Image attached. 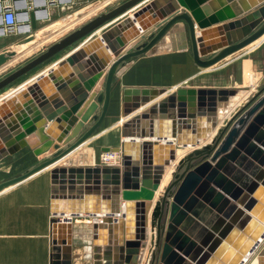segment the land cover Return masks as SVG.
Returning a JSON list of instances; mask_svg holds the SVG:
<instances>
[{
	"label": "water",
	"instance_id": "water-1",
	"mask_svg": "<svg viewBox=\"0 0 264 264\" xmlns=\"http://www.w3.org/2000/svg\"><path fill=\"white\" fill-rule=\"evenodd\" d=\"M145 1L125 0L101 12L0 75L2 91L75 46L56 69L0 103V161L25 147L36 157L22 174L0 182V193L49 169V264H72L73 219L82 215L93 219L92 264H141L144 251L147 264H242L253 256L264 264V85L255 91L178 87L153 103L167 90L127 89L122 140L118 147L101 148L118 154L119 164L55 165L101 127L118 70L150 52L170 30L186 35L200 69L264 37V0L244 11L233 6L230 14L228 8L210 13L215 0L140 5ZM29 17L34 28V15ZM6 61L0 55V66ZM60 73L64 79H57ZM49 81L59 96L42 93ZM140 93L146 103L132 109L128 102L138 106ZM243 94L244 102L231 107Z\"/></svg>",
	"mask_w": 264,
	"mask_h": 264
},
{
	"label": "crops",
	"instance_id": "crops-1",
	"mask_svg": "<svg viewBox=\"0 0 264 264\" xmlns=\"http://www.w3.org/2000/svg\"><path fill=\"white\" fill-rule=\"evenodd\" d=\"M146 1L140 5H143ZM215 1L218 6L216 10L211 11L210 13H216L217 11H222L225 8H228L227 13L230 14L235 13V7H237L238 10L248 7L251 8L252 3L256 0ZM94 4L95 0H0L1 7L11 6L12 9L15 10L18 22L17 29L14 33L4 35L1 29L2 25L0 17V55H6L7 57V61L0 66V75L4 71L11 72L24 65L40 53L44 52L48 46L73 31L71 30L73 26L80 22L79 15L84 12L88 13L90 8L91 10L93 9ZM136 9L138 8H135L134 11ZM132 12L133 10H130L124 14V16H119L116 21L112 20L114 22L104 24L96 30L94 34L83 40L80 43V46H83L95 37H98L103 31L124 17L131 15ZM30 13L34 15V28L31 26L29 17ZM93 17L95 16L88 19H81L82 21L80 25H83ZM80 25L76 26V28ZM134 28L137 29L138 25L135 24ZM27 41H29L27 47L26 45L23 46L22 44ZM262 44H264V37L252 43L247 48H244L222 60L221 62L223 63L219 62L214 67L209 69H200L193 63L186 35H183L182 37L179 35L178 31L170 30V32L166 34V36H164V38L160 40L150 52L130 60L124 67L118 70L112 85L110 108L101 127L88 142L70 153L55 165H64L66 161L70 159L73 160L72 164L74 166L94 165L92 163L94 160L93 154L95 152L93 149L86 146L89 142H92V140L97 139L100 136L102 137V134L104 133L103 129L112 128V126L117 127V135H119L120 127L124 122V119L122 118V97L124 91L127 89L174 90L178 87L254 88L256 85V77L258 76L260 80L261 74H264V70H260L257 73L258 75H256L254 56L243 62V67L246 66L248 72L245 74V83L243 78V84L241 86H217L215 84L207 85L205 82L201 81L199 77L215 69L229 66L232 62L234 63V61L244 57L250 48L257 45L260 46ZM100 46L101 49L104 47V44H101ZM74 48L75 46L68 48L63 53L57 55L50 61L28 73L20 80L0 91V103L9 97L11 93L19 91L20 89H25L40 76L56 69L59 62L65 59V57L72 50H74ZM248 63H250L249 66ZM70 71L76 78L77 76L75 73L71 69L68 72ZM68 76L69 74H67V77ZM57 79H64L61 73L58 75ZM41 90L42 93L46 94V96L52 94H57V96H59L56 86L52 81L45 84ZM68 91L69 93L75 95V92L72 89ZM167 95H169V93L163 95L160 99L153 100L150 103L160 101ZM51 106L53 107L52 104ZM21 107L23 108V105ZM8 109L11 111L9 107ZM129 117L130 115L126 117V119ZM115 137L116 135L110 138L113 139ZM30 142L36 145L35 143L37 141L35 138L32 140L30 138ZM37 143L40 145L41 142L38 141ZM103 147L107 146H101L99 150L100 153L101 148ZM83 152L85 153L84 155H82ZM81 156L83 157V160L81 159ZM35 162L36 157L34 156L32 149L25 147L16 154L1 160L0 172L3 175H10L4 178V180H7L22 174ZM50 195L49 169L43 170L29 179L0 193V264H49V220L51 217ZM99 205H103L101 204V200ZM82 219L92 221V218L86 215L73 219L72 264H75L76 259H74V257L77 256L76 252H79V256L82 257L80 258L82 261L86 264H92L87 246L89 245V242L83 240V235H88V241H90V229L89 231L85 229V232H82L81 236L79 235L83 243H79L77 241L78 244H76V240L78 239L75 234V223H78V221H81ZM75 220H77V222H75ZM86 255L88 256L85 257Z\"/></svg>",
	"mask_w": 264,
	"mask_h": 264
},
{
	"label": "rangeland",
	"instance_id": "rangeland-1",
	"mask_svg": "<svg viewBox=\"0 0 264 264\" xmlns=\"http://www.w3.org/2000/svg\"><path fill=\"white\" fill-rule=\"evenodd\" d=\"M102 1H104V0H95L94 5L101 3ZM123 1H125V0H120L118 2L112 3L111 6L109 5V7L104 8L101 12H104V11L118 5L119 3L123 2ZM101 12L96 11L94 16L99 15ZM80 23L81 22H78L75 26H73V28L71 30H74V28H76V26L80 25ZM2 39H5V38H2ZM253 56H254V62H255V67H256V75H258L257 73L260 70H264V44H262L260 46L257 45L255 47L250 48V50L247 52V54L244 57L234 61V63L232 62V64H229V66H224V68H218V69H215L209 73L203 74L201 77H199V79L201 81L205 82L207 85L208 84H215L217 86H222V85L223 86L224 85H232L235 87L241 86L243 84V78H244V83H245V78H246L245 74L248 72L246 66L243 67V62L246 61L247 59H249L250 57L252 58ZM221 63H223V62H221ZM249 65H250V63H248V66ZM255 82H256L255 87L250 88L249 89L250 91L257 89V88L261 87L262 85H264V74H261L260 80H259V77L257 76ZM172 92H173V89H168L162 95L159 94L158 97H156V99H160L161 97H163V95H166L168 93L170 94ZM137 99H139L140 102L137 103L138 106H136V107L133 104H131L130 102H128V104L130 105V107L132 109L133 108H139V107L142 108V106L146 103V102H141L143 99L141 93L137 96ZM135 112L137 113V112H139V110L135 111ZM123 121H125V119ZM103 131H104V133L102 134V137L100 136L101 138L99 137L97 139L92 140V142H89L86 146L88 148L93 149V151L95 152L93 154L94 155V158H93L94 159L93 160L94 165L95 164L101 165V163H100V156L101 155H100V151H99L101 146H107V147L118 146L120 141L122 140L121 127H120L119 135H117L118 134L117 127H114V126H112V128L110 127V128L103 129ZM114 134L116 135V137L111 139L110 137L115 136ZM84 154L85 153L83 152L82 155H84ZM87 155H88V153H87ZM81 159L83 160L82 156H81ZM80 163H82V162H80ZM8 176H10V175H8V174L3 175L0 172V181H3L4 178L8 177ZM75 222H77V220H75ZM87 222H89V221L82 219L81 221H78V223H75V225H76V228H75L76 233L75 234H76V238L78 239V240H76V244H78L77 241L79 243H83L80 236H81L82 232H85V229L88 230L89 227H87V225L89 223H87ZM76 254H77V256L74 257V259H76L75 264H86L84 261H82L80 259L82 257L79 256V252H76ZM87 263H88V261H87Z\"/></svg>",
	"mask_w": 264,
	"mask_h": 264
},
{
	"label": "bare ground",
	"instance_id": "bare-ground-1",
	"mask_svg": "<svg viewBox=\"0 0 264 264\" xmlns=\"http://www.w3.org/2000/svg\"><path fill=\"white\" fill-rule=\"evenodd\" d=\"M118 1H120V0H104V1H102L101 3H98V4H96V5H94L95 7H93V9L91 10V8L89 9V12L88 13H81L80 15H79V18H80V22L82 21L81 19H88L89 17H92V16H94L95 15V13H96V11L97 12H101L104 8H106V7H109V5L111 6L112 5V3H115V2H118ZM29 43V41H27V42H24V44H22L23 46H25L26 45V47H27V44ZM3 71V70H2ZM1 72V71H0ZM252 90V89H251ZM253 91H255V89L253 90ZM247 95L248 94H243V95H241L240 96V100L238 101V102H236V100L235 99H233L232 101H230V105H232L231 107H237L238 105H240L242 102H244V100H245V98L247 97ZM10 97V96H9ZM8 98V97H7ZM6 98V99H7ZM85 144V143H84ZM83 146V145H82ZM78 149V148H77ZM188 149H190V147L188 148L187 147V150ZM72 153V152H71ZM111 154L112 153H110V152H107V153H100V155L103 157V156H111ZM178 154L179 155H182V152L181 151H178ZM68 156V155H67ZM101 157V158H102ZM58 163V162H57ZM56 163V164H57ZM68 163H73V160L72 159H70V160H68V161H66V163L64 164V165H67ZM93 164V163H92ZM169 176H170V171H169V173H167L165 176H164V179H163V181H162V186L159 188L160 189V191L162 190V188L165 186V184L167 183V181H168V179H169ZM93 220V219H92ZM85 222V221H84ZM91 224H92V221H89V224H88V231H89V229H90V231H91ZM84 236V237H83ZM82 237H83V240L84 241H87V242H89L88 241V239H89V237H88V235H83ZM91 237V236H90ZM91 239V238H90ZM88 246V245H87ZM88 255H86L85 257H87ZM147 260H148V257H147V251H144V253L142 254V261H141V264H147ZM242 264H256V258H255V256H253L252 258H250V259H248L247 261H245V262H243Z\"/></svg>",
	"mask_w": 264,
	"mask_h": 264
},
{
	"label": "built area",
	"instance_id": "built-area-1",
	"mask_svg": "<svg viewBox=\"0 0 264 264\" xmlns=\"http://www.w3.org/2000/svg\"><path fill=\"white\" fill-rule=\"evenodd\" d=\"M0 12H1V29L4 35L12 34L16 31L18 22H17V15L15 10L12 9L11 6H3L0 5ZM107 153V152H106ZM111 156H100V163L101 165H118L119 164V155L113 152ZM105 154V153H104ZM102 157V158H101Z\"/></svg>",
	"mask_w": 264,
	"mask_h": 264
}]
</instances>
